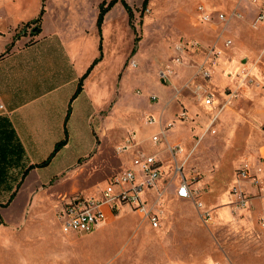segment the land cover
<instances>
[{
  "label": "crops",
  "instance_id": "crops-1",
  "mask_svg": "<svg viewBox=\"0 0 264 264\" xmlns=\"http://www.w3.org/2000/svg\"><path fill=\"white\" fill-rule=\"evenodd\" d=\"M32 1L0 0V196L10 195L5 207L18 193L44 194L58 189L54 179L70 173L78 174L80 160L87 158L89 161L90 157H97L93 152L96 143L103 140L110 143L112 133L121 137L124 127L121 117L124 82L120 80V75L134 43L123 57L119 71L107 64L103 38V57L88 72L100 56L101 36L97 20L103 0L94 5L88 0H36L35 5ZM43 6L45 14L49 12L53 17L52 27L45 30L42 20L40 34H26L14 41L19 26L38 18ZM116 11L122 12L126 18L133 40L135 33L130 17L121 2L107 13L102 27L112 21ZM193 37L198 40V45L190 49L191 68L180 72L190 76L183 79L179 75L175 79L179 83L178 79L181 80L179 89L184 90L179 96L181 101H175L179 105L177 114L185 111L187 118H180L174 127L167 129L165 124L172 119L170 117L175 111L174 99L166 110L150 105L146 99L145 114L150 113L155 119L151 125H158L155 134H161L162 141L155 144L152 141L155 134L151 136L144 132L145 127L151 126L147 121L143 128L136 124L130 131L136 132L139 146L122 155L120 172L132 167L137 152L156 156L162 164V183L145 194L152 206L159 204L157 200L162 191L160 200L165 205L163 207L170 199L188 200L177 196L180 181L179 176H174L177 165L183 167V175L187 179L198 178L195 185L201 188L202 173L207 178H213L211 172L215 167L220 174L225 166L230 173L236 167L233 185L249 193L258 188L253 184L255 180H264V23L257 27L253 21L250 26L236 24L230 29L228 37L221 33L217 36L211 30L199 32ZM228 41H231L230 45H227ZM210 47L221 53L215 59L209 82L215 95L214 104L206 106L198 99L192 82L199 67L207 62L209 56L206 52ZM137 53L136 46L133 56ZM137 56L140 58L141 54ZM257 59L255 66L251 67ZM246 66L251 67L247 76L244 74ZM86 74L82 91L74 98ZM109 74L117 75L112 89L105 85L108 84ZM175 75H170L165 81L172 84ZM149 80L152 83L150 76ZM165 81L163 86L151 88V92L170 101L173 93L164 86ZM234 92L238 97H234ZM130 131L119 139L116 147L125 141ZM66 138L67 144L49 165L38 167ZM176 146H181L182 152L174 155ZM195 155L198 168L190 165ZM55 163L57 173L53 177L42 175V170ZM245 166L251 176L249 179L242 178L239 173ZM27 170L29 173L23 179ZM13 194L15 197L11 200ZM61 202L55 210L59 225L57 212ZM246 212L252 211L247 208ZM113 214L108 213L106 222Z\"/></svg>",
  "mask_w": 264,
  "mask_h": 264
},
{
  "label": "rangeland",
  "instance_id": "rangeland-1",
  "mask_svg": "<svg viewBox=\"0 0 264 264\" xmlns=\"http://www.w3.org/2000/svg\"><path fill=\"white\" fill-rule=\"evenodd\" d=\"M98 1L100 0H88L93 5ZM126 2L133 10L134 39L132 40L126 18L122 12L116 11L112 21L105 28H99L101 43L100 56L97 58L100 62L103 57L104 38L107 64L120 71L123 57L134 43L126 56L123 74L120 75V80L124 82L121 115L124 127L120 132L121 137L112 133V142L98 141L93 148L97 157H90L89 161L87 158L80 160L78 174L70 173L54 179V183L58 184L56 190L46 191L44 194L18 193L7 207L5 204L10 195L0 196V264H264V225L259 222L264 212V180L258 179V184H255L258 188L253 193L238 188L237 185L234 187L236 167L230 173L228 166H225L222 174L215 167L211 172L213 178H207L202 173L203 188L199 198L203 204L201 209L192 200H168L166 207L162 209L163 219L158 229H153L139 212L125 205L121 212H115L93 233L62 234L55 217L60 201L79 194H98L101 188L107 186L108 179L120 172L123 156L115 152L119 139L136 124L143 128L144 122L153 118L150 113L145 114L146 99L150 105L162 110H166L174 99L175 117H170L172 119L168 120L165 128L170 129L180 121V113L177 114L179 105L175 101H181L179 96L184 90L179 89L181 80L178 79L179 83L175 79L179 75L183 79L190 76L180 72L191 68L189 65L193 60L188 57L192 54L189 50L183 55L185 65L174 67V82L171 84L162 79L161 73L167 66H172L177 55L175 44L196 42L198 40L193 35L205 30H211L217 36L221 33L228 37L230 29L236 24L250 26L254 22L264 0ZM31 3L35 5L37 1ZM200 4L206 5L208 11L215 15L225 14L228 21L214 19L213 23H201L197 12ZM234 13L241 14L242 17ZM52 21L53 17L49 12L44 15L45 30L52 27ZM24 26L25 23H22L16 34H22ZM35 26L33 24L27 28V36L31 35ZM35 30L38 34L42 32H38L36 28L34 32ZM136 46L138 53L133 56ZM138 54H141L140 58ZM132 61H135V67L132 66ZM257 61L258 59L253 61L251 67ZM251 67L246 66L245 72H249ZM112 75H108L109 81L105 84L108 89L114 87L117 79V75ZM163 80L167 90L173 93L170 101L151 92L155 86H163ZM103 115L106 113L103 112ZM157 128L158 125L154 124L145 127L146 131H143L152 136ZM109 134L111 135V131ZM196 160L197 155L190 161V165L198 168ZM41 172L42 175L53 177L57 173V164ZM240 195L249 201V206H240ZM252 199L254 200L251 201ZM247 208L252 212H246ZM204 211L211 213L212 220L204 217ZM220 216L229 218L222 219Z\"/></svg>",
  "mask_w": 264,
  "mask_h": 264
},
{
  "label": "built area",
  "instance_id": "built-area-1",
  "mask_svg": "<svg viewBox=\"0 0 264 264\" xmlns=\"http://www.w3.org/2000/svg\"><path fill=\"white\" fill-rule=\"evenodd\" d=\"M197 12L199 14L200 22L213 23L214 19L218 21H228V17L225 14L215 15L209 12L204 4L197 6ZM238 17H242L241 14H236ZM264 23V3L261 6L260 11L254 19L253 25L259 26ZM231 41L227 42L230 45ZM198 44L193 42L189 44L188 41L179 42L175 44L176 57L172 61V66H167L161 73V77L167 80L170 75L174 73V67L183 64V55L187 53L190 48L196 47ZM220 51L215 48H207L206 54L209 56L207 62L202 64L192 82L195 85V91L198 99L201 100L206 106H212L214 104V92L212 91L209 82L213 75V65L215 59L220 55ZM132 65L136 66V63L132 61ZM248 72H244L247 76ZM234 97H238L237 93H233ZM181 119H186L187 114L185 111L180 115ZM154 118L148 119V124H153ZM162 135L158 134L152 137V141L155 144H159L162 141ZM139 146L137 135L135 131H130L125 141L115 148V152L118 155H124ZM182 152L181 146H176L173 149V154L176 155ZM240 175L244 179H249L248 168L242 167L239 171ZM164 170L160 161L156 156L147 155L143 152H137L133 158L132 167L123 170L108 180L106 187L101 188L98 194L90 195H75L74 197L63 199L57 212V217L60 223L61 231L64 235L69 234H90L99 229L107 220L108 213H115L120 210L121 207L129 205L131 208L139 212L154 229H158L162 223V209L163 202L160 200L163 197V192L160 193V201L158 205H150L146 199L145 194L158 188L162 183ZM174 176H179L180 181L177 186V196L182 199L194 200L198 208H202L203 204L200 201L201 187L195 184L198 178L193 177L187 179L183 175V167L177 165L174 170ZM167 183H169L167 181ZM253 184H258V180H255ZM264 190V182L262 184ZM239 204L242 207L249 206V201L240 195ZM204 217L207 220H212V215L208 211L203 212ZM259 222L264 225V212L259 218ZM0 220V224H1Z\"/></svg>",
  "mask_w": 264,
  "mask_h": 264
},
{
  "label": "trees",
  "instance_id": "trees-1",
  "mask_svg": "<svg viewBox=\"0 0 264 264\" xmlns=\"http://www.w3.org/2000/svg\"><path fill=\"white\" fill-rule=\"evenodd\" d=\"M45 1V0H44ZM149 0H145V2H148ZM118 2H121L123 4V6L125 7L126 11L128 12L129 14V17H130V23H131V26L133 27V24H132V20H133V10L131 8V6L126 2V0H110L109 2H107V0H103L101 2V4L99 5V15H98V20H97V26L98 28H101L103 23H104V19H105V16L107 15V13L118 3ZM45 14V6H43V8L41 9V12L38 16V18H36L35 20H33L32 22H28L27 24H25V30L24 32L21 34H16L15 38H14V41L19 39V37L23 36V35H26V30L27 28L30 26V25H33L35 24L36 25V29L38 32L41 31V23H42V20H43V16ZM34 28V29H35ZM34 29L32 30L31 32V35H38V33L35 34L34 32ZM30 43V42H29ZM99 62V59H97L93 66L95 64H97ZM93 66L89 69L88 72L91 71V69L93 68ZM87 76V74L81 79L80 81V84H79V87H78V90L74 96L77 97V95L82 91V87H83V80L85 79V77ZM71 112V110H70ZM69 112V113H70ZM67 144V138L63 141H61L60 143L57 144V146L55 147L54 151L51 153V155L48 157L47 160H45L44 162H42L41 164L38 165V167H45L47 165H49V163L53 160V158L56 156V154ZM35 166H32L31 168H34ZM30 168V169H31ZM29 173V170H27L24 175H23V179L27 176V174ZM15 197V194L12 195L11 197V200ZM10 200V201H11Z\"/></svg>",
  "mask_w": 264,
  "mask_h": 264
},
{
  "label": "water",
  "instance_id": "water-1",
  "mask_svg": "<svg viewBox=\"0 0 264 264\" xmlns=\"http://www.w3.org/2000/svg\"><path fill=\"white\" fill-rule=\"evenodd\" d=\"M35 33H36V30H35Z\"/></svg>",
  "mask_w": 264,
  "mask_h": 264
}]
</instances>
